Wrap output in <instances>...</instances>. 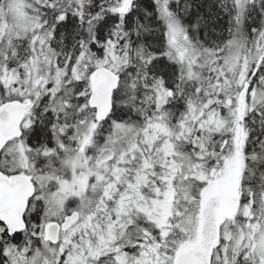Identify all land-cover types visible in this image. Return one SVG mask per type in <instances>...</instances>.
I'll use <instances>...</instances> for the list:
<instances>
[{
	"label": "snow or ice",
	"instance_id": "snow-or-ice-1",
	"mask_svg": "<svg viewBox=\"0 0 264 264\" xmlns=\"http://www.w3.org/2000/svg\"><path fill=\"white\" fill-rule=\"evenodd\" d=\"M0 264H264V0H0Z\"/></svg>",
	"mask_w": 264,
	"mask_h": 264
}]
</instances>
